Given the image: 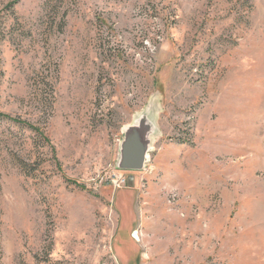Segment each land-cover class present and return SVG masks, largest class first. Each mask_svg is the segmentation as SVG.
Instances as JSON below:
<instances>
[{"label": "rangeland", "instance_id": "1", "mask_svg": "<svg viewBox=\"0 0 264 264\" xmlns=\"http://www.w3.org/2000/svg\"><path fill=\"white\" fill-rule=\"evenodd\" d=\"M0 115V264H264V0H0Z\"/></svg>", "mask_w": 264, "mask_h": 264}, {"label": "water", "instance_id": "2", "mask_svg": "<svg viewBox=\"0 0 264 264\" xmlns=\"http://www.w3.org/2000/svg\"><path fill=\"white\" fill-rule=\"evenodd\" d=\"M144 113L124 129L119 144L116 168L125 172H140L144 169L151 151V138L155 126L150 117Z\"/></svg>", "mask_w": 264, "mask_h": 264}, {"label": "trees", "instance_id": "3", "mask_svg": "<svg viewBox=\"0 0 264 264\" xmlns=\"http://www.w3.org/2000/svg\"><path fill=\"white\" fill-rule=\"evenodd\" d=\"M0 118H3V119H8V118H6V117H3L2 115H0ZM10 120V119H9ZM12 121V120H11ZM14 122V121H13ZM17 123H19V122H17Z\"/></svg>", "mask_w": 264, "mask_h": 264}]
</instances>
